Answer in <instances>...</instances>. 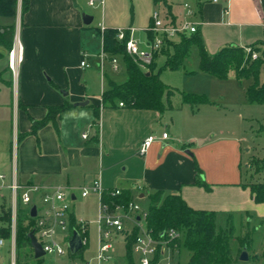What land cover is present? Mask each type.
Listing matches in <instances>:
<instances>
[{"label":"crops","instance_id":"0c3cea01","mask_svg":"<svg viewBox=\"0 0 264 264\" xmlns=\"http://www.w3.org/2000/svg\"><path fill=\"white\" fill-rule=\"evenodd\" d=\"M28 1L29 10L26 14L22 15V0H17L15 18L0 16V32L15 25L11 51L16 47V42L22 48V61L14 75L10 68L9 51L0 46L4 58L0 60V131L7 129L0 137V176L5 177L3 181L0 180L2 203L6 200L3 193L11 192L10 186L14 181L23 186L34 185L47 190L70 189L75 195L74 203L81 189L89 187L100 178L107 191L131 193L133 199L138 195L139 200L147 199L148 195L155 192L179 194L190 208L216 213V222L221 216H226L229 226L240 218L245 228L255 222L262 230L264 204L254 201L250 189L245 187L249 182L243 180L241 171H238L241 146L231 147L229 151L215 140L211 129L206 132L197 129L196 133L201 134H193L183 140L178 136L177 123L180 125L184 121L192 127L196 116L192 113L190 117H184L182 112L185 107L176 110L179 111L176 117L165 118L166 111L161 113L119 105L105 106L102 96L108 88L105 87L99 63L97 67L101 89L94 95L90 93V82L94 83L95 73L88 71L90 67H81V63H88L87 59L90 58L85 41L96 39L95 35L92 38L88 36L93 22L85 25L83 19L85 15L90 16L87 11L88 1ZM101 1L97 0L95 6L104 11L106 0H103V6L100 5ZM165 1L168 8L161 3L164 8L161 14L177 22L184 21L186 12L183 4L178 0ZM181 1L193 2L189 5L197 13L195 21L200 23L199 32L211 56L226 47L247 49L264 42V0H217V3H213V0ZM152 5L156 8L159 6L154 0ZM153 12L150 25L142 29L105 23L100 27L134 29L135 39L141 43L142 48H146L151 38L147 29L152 24ZM140 32L145 33V39L139 37ZM101 44L103 48L102 38ZM193 48L198 50L196 46ZM108 72L118 73L107 63L104 74ZM84 103L88 104L81 106ZM62 106H68V109L58 117L56 124L50 123L43 127L37 136L32 134L30 118L42 121L49 107ZM204 106L210 105H200L201 108ZM85 133L89 135L87 140L83 139ZM164 133L169 134V140L161 139ZM20 135L26 136L19 141ZM151 135L156 136L157 141L146 155L140 156L142 143ZM195 141L199 142L198 146H195ZM204 146H208L206 150ZM81 199L89 205L91 215L77 212L72 204L75 224L73 226L71 220V227L75 228L76 223L85 222L90 238V226L92 223L96 225L97 256L99 197L90 195ZM33 201L34 205H39L40 197L34 196ZM121 238L126 249L125 238L117 236L114 240L113 259L108 264H118L121 259L116 256ZM9 248L12 250L11 241ZM261 254L249 253V257L251 259V256ZM96 256L89 263L95 264ZM124 258V263L128 264L126 254ZM9 262L10 254L8 262L0 257V264Z\"/></svg>","mask_w":264,"mask_h":264},{"label":"trees","instance_id":"16d2710c","mask_svg":"<svg viewBox=\"0 0 264 264\" xmlns=\"http://www.w3.org/2000/svg\"><path fill=\"white\" fill-rule=\"evenodd\" d=\"M156 5L164 3L165 0H154ZM17 0H0V16L15 18L17 16ZM29 10V1L22 0V15ZM103 50L110 57L119 58L126 69V81L122 84L109 80V87L103 93V104L117 106L123 103L125 107L137 110H150L165 112L172 110L171 98L175 91L165 85L161 79L164 70L177 71L184 66V61L188 57L192 47L198 48L201 73L215 77L219 80H227L230 72H234L239 84L249 82L246 88V98L249 105L264 106V42L250 47L252 51L261 53L257 59H253V53H246L245 49L239 47H226L219 51L215 56H211L204 44L200 32L193 35H184L178 41L166 42L160 54L156 57H165V64L156 68L155 60L146 69L136 63L126 52V41L129 38L127 33L125 41L117 39V29H105L101 36ZM15 38V25L4 28L0 32V46L7 51H11ZM155 57V59H156ZM183 104L191 107L205 105L209 103L206 97L198 95L182 94ZM68 109V106L49 107L48 114L42 121H35L32 118V134L37 136L40 129L50 123L56 124L58 117ZM97 118L99 112L97 109ZM264 132V128L262 129ZM26 135H20L18 140H22ZM254 173L258 178L245 185L250 189L251 195L257 204H264V158L254 159L251 163ZM198 168V167H197ZM149 207L147 209L146 226L148 231L155 238H162L169 231H176L181 235L180 239L172 241L171 248L180 247L190 252L189 264H244L239 261V257L246 247L248 252L253 242V234L256 231L250 229L248 224L247 232L243 237L238 238L241 250L234 257L230 250V242L234 237V227L230 223L228 228L219 229L217 227L214 212L194 210L190 208L179 194H165L155 192L147 196ZM104 202L111 206H127L134 201L131 193L121 192L120 196L111 197L108 194L103 196ZM6 200L1 205L0 213V235L6 241L12 238V219L11 207L6 204ZM8 206V207H7ZM18 210L16 226V249L21 247H31L29 240L30 233L34 232L35 219L30 215V209L24 206ZM19 214L21 218H19ZM23 215V217H22ZM72 225L75 220L72 217ZM264 233V220L261 222ZM80 231L78 228L74 229ZM139 230L134 227L126 236V257L128 264L133 263V246L138 236ZM126 235V233H125ZM264 239V238H263ZM85 249L79 254L84 253ZM76 256H70L72 260ZM15 264H20L16 261ZM32 264H45L43 259L36 260ZM248 264H264V243L261 256H251Z\"/></svg>","mask_w":264,"mask_h":264},{"label":"rangeland","instance_id":"374dc122","mask_svg":"<svg viewBox=\"0 0 264 264\" xmlns=\"http://www.w3.org/2000/svg\"><path fill=\"white\" fill-rule=\"evenodd\" d=\"M87 1L89 4V0ZM152 2L153 0H106L104 11L100 7L97 8L96 6H87L89 15L94 18L90 27V34L88 36L90 38H92V35L96 36L95 40H89L91 42L85 41V48L89 51L90 56V58L87 59L90 67V70L88 71L95 73L96 76L93 80L94 83H92V81L90 82V93L92 95L98 94L101 89V78L98 76L99 69L97 67V63H100L99 55L103 51L101 38L98 34L100 25L105 23L124 27L133 26L134 28L139 29L145 28L150 25V16L152 11L160 10L163 13V5L159 4L156 8L153 7ZM177 2H181L180 4L183 5L185 4L184 2H186V4H193L192 1L187 2L178 0ZM139 37L145 39V33L140 32ZM262 48H264V46H262ZM1 53H3V51L0 52V60L4 59ZM10 53L11 52H9L8 55H10ZM254 53L257 54V56H261L260 52ZM157 60V69L162 67L166 62L165 57H158ZM198 64V50L192 47L189 56L181 69L177 71L164 70L161 73V81L175 91L173 96L174 98L172 97L170 100L175 110H167L164 113V117H176L179 112L176 110H180L182 107H185L182 115H184V117L185 115L190 117V114H195V122L192 127L187 126L184 121L180 125L177 123L176 127L178 136H180L183 140H187L190 136H193V134H201L196 133L197 129L199 131L201 130V132H206L207 129H211V132L215 134V140L220 144L225 145L229 151L231 150V147L241 146L238 156V159L241 160V162L239 164L240 167L238 171H241L243 180H246L249 183L257 181L259 177L255 175L251 163L254 159L264 158V132L262 131L264 128V106H248L245 98V91L249 82L245 81L243 84L237 83L234 72H230L227 80H219L212 76L202 74L198 68ZM13 77L15 76L13 75ZM102 77L106 83L105 87L108 88L109 80L121 83L126 79V69L121 63L120 71L118 73L114 74L112 72H108L107 75L103 74ZM182 94L206 97L209 100L208 105L210 106H204V108L195 106L192 107V109L190 105L185 106V104H183ZM168 124L171 125V121H169ZM4 131H7V129ZM4 131H0V137H2V132ZM206 136L209 137L210 135ZM2 140L3 139H1V141ZM198 145L199 142L195 141V146ZM204 147L206 150L208 146ZM230 157H233V155ZM3 194L6 196V204L11 207L12 193L5 191ZM77 195L78 199L73 203L74 210L76 209L79 213L85 212L86 215H91L89 205L81 199V193H77ZM136 197L137 198L134 199V201L143 210H147L149 207V200H139L138 195ZM1 205L2 196L0 195V213ZM22 208V205L19 204L18 210L20 211ZM27 209L29 210L30 208L27 207L26 210ZM12 218L13 217L11 215V219ZM19 218H21L20 214ZM126 225L128 228L132 226L130 223H127ZM250 226L252 231H254V229H256V231L253 234V242L250 245L251 248L249 249V253L251 255L256 253L259 254L263 250L264 234L263 231L257 227L255 222H253ZM76 227H78L77 223L75 225V228ZM217 227L219 229L228 228L226 216L218 218ZM233 227L234 237L230 242V250L232 255L236 257L241 250L238 238L243 237L248 230L245 228L240 218L235 219ZM132 229H127L126 235L123 236L125 239ZM96 243L97 229L96 225L92 223L90 226L89 246L85 249L81 256L79 255L77 257V259L70 260L68 257L62 258L50 255L45 256L42 259L45 264H75L77 262L86 264L93 260L96 256ZM9 244L10 242L7 241V244L4 247H0V257H4L7 262L9 261L10 254L9 264H15V261H18L20 264H32L35 261L33 249L30 247H21L16 249L15 253H13V250H10L9 248ZM117 250L118 253L116 256L121 258L119 259L118 264H125L124 254H126V249L123 238L120 239ZM166 250L167 253L159 259V264H189L190 252L184 248L183 244H181L180 247L171 248V251H169L168 248H166ZM82 258H84V261ZM168 259L169 261H167ZM133 263L140 264V258L136 254H133Z\"/></svg>","mask_w":264,"mask_h":264},{"label":"built area","instance_id":"2783aa9c","mask_svg":"<svg viewBox=\"0 0 264 264\" xmlns=\"http://www.w3.org/2000/svg\"><path fill=\"white\" fill-rule=\"evenodd\" d=\"M213 3H217V0H213ZM89 5L94 7L96 1L89 0ZM100 5H104L103 0L100 2ZM183 8L186 12V18L181 22L173 20L170 16H163L160 10L153 12L151 17L152 24L147 29L148 33L151 34V38L146 48H142L141 43L135 39L134 29H119L117 39L121 42L125 41L127 33L129 34V38L126 41V52L136 63L146 69L153 63L156 55L162 52L166 42H175L184 35H193L199 32L200 23L195 21L197 13L194 8L189 4H184ZM104 31L105 28L101 26V36ZM245 51L251 53L252 49L247 48ZM252 53L253 59H257V54L254 52ZM99 59V69L102 75L105 72L107 63L111 65L114 72L119 71V58H112L103 50L99 55ZM21 61L22 48L20 43L16 42V47L9 55L10 68L14 75ZM81 67L84 69L89 68V64L87 61H83ZM119 106L124 107V104L120 103ZM88 138V133H85L83 139L87 140ZM157 139L158 138L153 135L147 137L139 149V155H146ZM161 139L163 141L169 140V134L164 133ZM4 178V176H0L1 181H3ZM10 190L12 193L11 212L13 217V230L11 245L13 253L16 247V223L19 204L24 207H29L30 210L34 206L37 207V217L34 218V233L46 256L70 257L69 242L72 239L73 232L77 231L74 230L76 228L80 230L78 232L81 236L83 250L88 247L89 236L87 224L85 222H80L78 223V227H71V220L73 217L72 204L73 197L75 196L72 190L66 188H53L47 190L34 185L23 186L16 181L11 184ZM80 192L82 198H88L90 195L99 197L100 209L96 221L99 234V247L97 256L94 260L95 264H108L113 259L114 240L117 236L125 235L128 229L127 223L132 224V227H136L139 230L133 246V252L139 256L140 264H159V259L167 253L166 248L171 251L170 244L172 241L181 238V235L176 231H169L165 236L163 234L162 238H155L148 231L146 226L147 210H143L135 201L130 202L127 206H111L104 202L103 196L105 194L111 197H117L121 195V191L105 190L100 178L96 179L89 187L81 189ZM34 196L40 197L39 205H34ZM5 243L6 240L0 235V247H4ZM167 261H169V259ZM75 264L81 263L77 262Z\"/></svg>","mask_w":264,"mask_h":264},{"label":"water","instance_id":"95a60500","mask_svg":"<svg viewBox=\"0 0 264 264\" xmlns=\"http://www.w3.org/2000/svg\"><path fill=\"white\" fill-rule=\"evenodd\" d=\"M83 19H84L85 25H90L93 22V17L88 16V15H85ZM87 104L88 103H84V104H81V106H85ZM189 155L192 156L191 153H189ZM141 198H143V195L141 196ZM30 215H31L32 218H36L37 217V207L36 206L31 208ZM29 240L31 242V247H32L33 252H34V258L36 260H39V259H42L43 257H45L46 254L43 251L42 246L38 243L34 232L30 233ZM82 250H83V244H82L81 236H80L78 231H74L72 239L69 242L70 255L71 256H76ZM239 261L241 263H248L250 261L249 252H248L246 247L242 251V253H241L240 257H239Z\"/></svg>","mask_w":264,"mask_h":264}]
</instances>
